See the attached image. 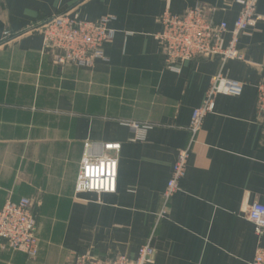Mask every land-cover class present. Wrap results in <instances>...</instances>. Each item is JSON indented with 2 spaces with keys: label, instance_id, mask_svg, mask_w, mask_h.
<instances>
[{
  "label": "crops",
  "instance_id": "1",
  "mask_svg": "<svg viewBox=\"0 0 264 264\" xmlns=\"http://www.w3.org/2000/svg\"><path fill=\"white\" fill-rule=\"evenodd\" d=\"M196 4L229 27L240 12L234 0H0V209L29 199L38 239L34 258L0 243V264H75L79 254L134 260L147 242L154 264H249L264 246L244 215L249 204H264V133L255 113L264 0H256L261 19L239 38L242 60L221 67L199 58L170 70L155 38L159 17ZM64 11L112 18L114 37L91 68L55 65L32 30ZM219 70L242 92L215 97L158 219L192 112ZM132 124L148 126L142 139ZM84 142L120 144L115 192H75Z\"/></svg>",
  "mask_w": 264,
  "mask_h": 264
},
{
  "label": "built area",
  "instance_id": "2",
  "mask_svg": "<svg viewBox=\"0 0 264 264\" xmlns=\"http://www.w3.org/2000/svg\"><path fill=\"white\" fill-rule=\"evenodd\" d=\"M234 2L240 6V12L231 27L225 21H215L203 4L191 6L179 14L165 10L159 17L160 30L155 35L164 55L165 66L170 70H177V64L182 62L217 58L222 67L229 59L242 60L239 38L261 16L256 13V0ZM111 19V16H103L86 20L64 11L58 12L32 30L41 35L43 51L50 54L55 65L91 68L95 60L104 58V47L114 37V30L109 27ZM225 34H229V39L224 45ZM242 89L240 82L226 78L221 70L211 78L201 104L192 112L188 127L189 144L177 154L170 179L162 194L163 205L157 214L158 219L166 216L168 202L179 189L191 144L195 141L204 117L213 112L215 97L220 94L239 96ZM255 113L264 133V79L256 84ZM132 127L136 140L142 139V133L148 128L138 124H132ZM119 149L118 143L95 146L91 142H84L75 192H115ZM244 215L253 224L257 238L262 237L264 204H249ZM0 243L2 247L21 252L29 258L37 255L36 219L29 199L23 197L16 202L8 200L0 209ZM75 264H154L153 248L150 242L145 243L134 260L121 254L110 257L79 254L75 257ZM249 264H264V246L260 243Z\"/></svg>",
  "mask_w": 264,
  "mask_h": 264
}]
</instances>
